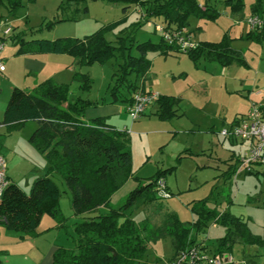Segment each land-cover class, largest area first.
Instances as JSON below:
<instances>
[{"label": "trees", "instance_id": "obj_1", "mask_svg": "<svg viewBox=\"0 0 264 264\" xmlns=\"http://www.w3.org/2000/svg\"><path fill=\"white\" fill-rule=\"evenodd\" d=\"M33 1L35 0H0V6L5 8V17H9L14 16L25 3ZM87 1L60 0L58 8L62 11L75 5L76 12L79 10L78 6ZM99 1L122 4L123 14L131 6H137L144 21L138 20L124 26L118 30L114 40L106 39L104 33L115 22L82 37L65 36L29 41H25L24 33L16 32L6 20L0 21H6L12 28L9 40L13 44H19L16 55L67 54L73 57L77 66L105 64L113 60V84L106 89L110 95L109 102L124 104L125 113V106L132 101L135 93L147 89L145 76L151 66L148 53H181L176 43L166 42L161 37L156 42H139L135 37L136 29L146 21L161 19L165 28H186L193 35L195 29H188L190 17L214 21L220 15L216 8L208 3L201 5L196 0ZM222 3L224 8L233 13L241 11L244 6V0H222ZM82 11L87 12V6ZM251 14L258 15L262 19V25L249 29L243 38L262 42L264 0H255L251 6ZM74 15L67 19H53L45 27L49 28L53 23L63 20L73 21L76 19ZM231 40L227 33H223L216 41L196 39V46L183 54L191 59L195 67L201 60L217 63L220 67H228L233 63L247 65L240 53L232 48ZM25 44H29V47L26 48ZM72 80L78 83L81 92H88L91 88L92 80L88 73L74 71ZM69 94V83H57L50 78L37 83L31 90L14 87L10 92L1 124L5 125V132L9 133L20 128L24 122L35 121L37 126L28 136V142L44 157L47 169L32 181L28 193L9 181L0 196V224L7 230L19 233L20 239L35 236L39 234L36 228L43 215L53 218L56 226L64 225L66 217L59 208L63 191L53 179V175L57 174L69 192L72 215L80 217V220L74 223L73 245L59 246L53 253L52 264H143L150 258L148 244L167 236L170 238L173 254L164 260V264L178 251L191 246H198L208 253H230L233 243L229 239L232 228L244 243H264L261 236L253 234L247 223L241 217L233 215L229 209L220 212L207 207L206 198L191 206L195 213L192 221H181L174 212H166L157 225L150 224L146 218L137 224L131 216L132 208L138 202L149 203L162 198L158 196L156 187L157 179L162 177L163 170L160 169L156 170L146 184L138 181L129 191L124 203L112 208L109 205L111 196L132 176L127 130L116 128L103 117L85 119V110L95 106L96 101L80 95L70 98ZM177 103L176 97L158 93V97L150 105L155 106L150 114L169 120L176 114ZM147 109L139 118L147 114ZM262 164L264 165L256 163L253 168ZM236 166L237 160L227 169L229 175L235 173ZM252 171L245 173L251 174ZM165 189L170 196L171 192L166 184ZM101 206L107 209L103 213L97 210ZM209 221L228 227L224 236L217 238L213 248H205L206 245L202 241L198 242L196 236L207 227ZM0 254H5V251L0 250Z\"/></svg>", "mask_w": 264, "mask_h": 264}, {"label": "rangeland", "instance_id": "obj_2", "mask_svg": "<svg viewBox=\"0 0 264 264\" xmlns=\"http://www.w3.org/2000/svg\"><path fill=\"white\" fill-rule=\"evenodd\" d=\"M196 1L201 5L208 3L220 12L214 21L189 18L190 27L196 31V38L216 41L223 33H227L232 38V48L240 53L247 65L233 63L228 66L226 72L231 74L234 79L224 82L225 78L218 76V71L220 70L221 73V69L217 63L201 60L195 67L187 55L180 56L176 52L163 55L148 53L147 56L152 61L155 71L163 72L168 67L176 66L177 69L185 72L171 86L183 88L189 85L191 90H188L190 93L184 95L183 99L177 98L176 114L169 120L159 119L150 113L139 119H133L128 114L124 115V118L113 119L118 128L125 126L127 129L131 150L132 176L113 193L109 205L112 208L122 205L129 191L138 181L146 184L154 176L156 170L160 169L163 170L162 178L171 195L149 203L138 202L132 208L131 214L137 224L142 223L146 218L150 224L157 225L162 221L166 212H174L181 221H192L195 218V213L191 210V206L196 201L206 198L207 207L215 208L220 212L229 209L233 215L241 217L247 223L253 234L264 239V165H256L251 174L229 175L227 167L230 163L229 161L226 163L224 160L230 156L231 148L238 149L239 143L234 141L232 144L220 134L221 121L227 122L235 114H238L239 110H244L248 102L246 88L259 89L262 93L260 97L264 98V41L255 42L243 38L249 31L245 19L251 14V6L255 0H244L241 11L236 13L224 8L222 0ZM42 2L46 3L47 1L35 0L25 3L13 16L14 18L9 19L11 26L18 25L20 29L24 30L25 41L52 39L57 34L66 36V32L72 33L73 30V35L69 37H82L115 22L114 26L104 33L106 39L114 40L118 30L124 26L138 20L144 21L137 6H131L123 14L122 4L88 0L86 3H81L76 12L74 11L75 5H72L62 11L58 8L55 13L41 14L39 5ZM84 6H87V12L82 11ZM0 14H2L1 16L6 14L3 6H0ZM73 15L76 18L73 21L63 20L53 23L49 28L45 27L53 19H67ZM161 24V19L146 21L136 29V39L139 42L158 41L160 37L156 28L154 30V25ZM197 24L200 25V29H196ZM18 47L19 44L9 41L4 47L2 56L8 71L12 70L10 73L19 80L23 89L26 88L25 85L29 84L28 82H31L34 75L30 71L23 74L24 60L22 57L18 58L20 59L19 63L14 62ZM25 47L28 48L29 44H25ZM33 55L37 54L27 53L28 57ZM178 57H181L182 61H177ZM167 62L170 63V66H167ZM113 63L111 60L105 64L94 63L90 66H77L73 62L74 71L88 73L92 83L88 92H81L76 81L66 82L70 85L69 97L80 95L83 98L96 101V103L105 100L109 102L110 95L106 88L113 84L111 77L115 70ZM206 73L210 75L211 79L198 83L196 78L203 79ZM179 91L180 89L177 92ZM207 98L209 103H206ZM218 98H222L221 103L215 105L214 99ZM224 124L226 125V123ZM31 125L33 122L28 121L24 131H21L23 128L15 129L10 142H16L21 148L40 157L28 142ZM1 134L2 139L7 137L5 131ZM25 134H27L26 139H24ZM0 148L5 156L7 149L3 143L0 144ZM17 157L19 159L20 155ZM11 164L12 170L18 174V187L28 193L30 185L26 179L29 176H23L26 167H28L26 162L23 163L20 159H16ZM53 179L63 191L59 208L63 216L67 218L71 211L69 192L57 174L53 175ZM74 217L73 215L68 217L66 222L71 234H75L72 225ZM227 230V226L209 221L207 227L197 233V241L205 242V248H213L216 246L217 238L224 236ZM230 233L232 236L229 239L233 242L230 252L234 259L233 264H264V243L262 245L244 243L234 228ZM148 248L149 257L153 259L157 257L165 260L172 252L168 236L150 242Z\"/></svg>", "mask_w": 264, "mask_h": 264}, {"label": "crops", "instance_id": "obj_3", "mask_svg": "<svg viewBox=\"0 0 264 264\" xmlns=\"http://www.w3.org/2000/svg\"><path fill=\"white\" fill-rule=\"evenodd\" d=\"M46 1H47L46 3L42 2V4L39 5L40 13L41 14L55 13V11H57L58 9L60 0L58 1L46 0ZM1 15L2 14H0V20L4 19L8 23L10 18H14L13 16L5 17ZM12 26L13 28H15V31H21V32L24 31L22 30V28L20 29L18 25H12ZM188 29L193 30V28L190 27ZM196 29H200L199 24L196 25ZM72 33H74V30L72 31ZM72 33L66 32L65 34L66 36L69 37L70 35H73ZM192 33L194 34V36L196 35L195 30ZM58 35L60 34H57L55 38L65 37ZM197 40H199V38ZM178 55L181 56L186 54L178 53ZM21 57L24 60L23 74L29 73L30 71L32 72L31 74L34 75L31 82H28L29 84L24 86L26 87L23 88L24 90H31L32 87H34L37 83L47 78H50L57 83L73 81L72 80V75L74 72L73 62L75 61L67 54L43 53V54L33 55L32 57H28L27 54H22V55L14 56V59H16L14 62L19 63L20 59L18 58ZM3 61L5 63V60ZM177 61H182L181 57H178ZM167 63H168L167 66H170V63L169 62ZM211 66L212 64L210 65V67ZM226 68L227 67H220L221 73L220 70L218 71V76L225 78L224 82L227 80L234 79L231 74H228L226 72ZM11 71H8L5 64V70L2 73H0V134L3 133V131H5V125L1 124V121L3 117V111L6 106L7 100L9 98L10 92L14 87L22 88L21 84L18 82L19 80L14 78V75L10 73ZM184 73L185 72L181 71V69L179 68L177 69L176 66L168 67L167 70L163 72L155 71L151 61V66L148 70V73L145 76V85L148 89L155 91L159 94L170 95L181 100L183 99L184 95L190 93L189 91L191 90V86L188 85L183 88L178 86L174 88L171 85L176 79L178 80V78H180ZM207 79L208 80L211 79L208 73H206L205 78L203 79H201V77L196 78V80H198L197 81L198 83H202L203 80H207ZM179 89L180 91L177 92ZM246 93H247L248 102L245 105L244 110H239L237 112L238 114H235L227 122L222 120L221 128L230 125L238 115L246 113L252 102L260 104L264 108V98L260 97L262 93L259 89L246 88ZM221 100L222 98L214 99V104L219 105L221 103ZM206 103H209L208 98ZM154 109H155L154 105L150 106L147 109L146 113H150L154 111ZM124 115H127V113H125L124 111V104L119 102L111 103L106 100L97 103L95 106L87 108L84 112L85 119L88 120L96 117H103L107 123L115 126L116 128H118V126L115 124L113 119L118 117L124 118ZM152 116L155 115L152 114ZM31 122H33V125H31L28 134L31 133L32 130L37 126V123L35 121H31ZM27 123L28 121L24 122L21 125L20 129L23 128L21 131L25 130ZM224 123H226V125ZM119 129H126V128L125 126H122V128L119 127ZM5 133L7 134V137L4 139H2L3 137L2 134L0 135V144L3 143L7 151H5V156H3L1 151L2 148H0V154L5 158L6 175L9 181L15 183L18 186V179H19L18 174L16 171L12 170L13 166L11 163L13 160L20 159L23 163L26 162V165L28 166L26 167V172L24 171L23 176L26 175L29 176V178H27L26 181L27 183H29L28 185H31L32 181L36 177L41 176L46 172L47 162L40 153H39L40 157H37L36 155H34V153L25 150L24 148H21L19 144H17L16 142H12V141L10 142V140H12L11 138H13L12 136L14 134V130H12L9 133L7 132ZM26 137L27 134H25L24 139H26ZM228 140L231 143L236 141L237 143H239L238 144L239 147L237 150H235V148H231L232 150L230 151V156L226 160H224L226 163L228 161L230 163L228 164L227 169L231 164H233L238 159L241 153L245 151L248 147V143L245 141H239L234 139H228ZM18 155H20L19 159L17 157ZM60 201H61V197L59 200V204ZM97 210L99 213H103L107 209L101 206ZM71 216H72V211H70L67 218ZM67 218L63 226H56V222L54 221L53 218H51L48 215H43L40 219L39 225L36 228L39 234L24 239L19 238V233L7 230L2 224H0V250L5 251V254H0L1 264H52L53 253L59 246L71 247L73 245L72 239L74 238V234H71L67 228L66 225ZM72 220H73L72 225L74 228V223L80 220V217L75 216L74 219ZM202 244L206 245L205 242H203ZM172 254L173 251L167 258H165V260L170 258ZM152 259H153L152 257L149 258V260L147 258L143 264H154L156 262L164 264V260H161L160 258L156 257L153 260Z\"/></svg>", "mask_w": 264, "mask_h": 264}, {"label": "built area", "instance_id": "obj_4", "mask_svg": "<svg viewBox=\"0 0 264 264\" xmlns=\"http://www.w3.org/2000/svg\"><path fill=\"white\" fill-rule=\"evenodd\" d=\"M249 29H255L262 25V19L258 15H252L245 19ZM158 31L159 37L166 42H174L179 46L181 53H186L188 49L196 46V39L186 29H167L163 24L154 25V30ZM12 28L6 21H0V73L5 70V64L1 55L4 47L10 41ZM158 93L150 89H145L135 93L132 101L125 106L127 114L133 118H139L149 107ZM220 134L229 139H236L248 143V147L237 159L235 176L241 173L253 170L256 163H264V108L255 102H252L241 116L228 126L220 130ZM157 194L162 198L169 196L165 189L163 178L157 179ZM9 183L6 175V163L4 157L0 154V196ZM234 259L230 253L216 254L208 253L198 246L178 251L172 259L165 264H233Z\"/></svg>", "mask_w": 264, "mask_h": 264}]
</instances>
